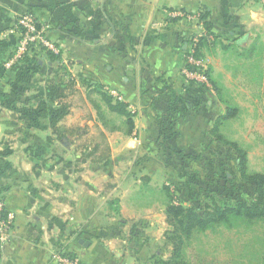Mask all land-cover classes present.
<instances>
[{"label": "crops", "instance_id": "obj_1", "mask_svg": "<svg viewBox=\"0 0 264 264\" xmlns=\"http://www.w3.org/2000/svg\"><path fill=\"white\" fill-rule=\"evenodd\" d=\"M202 6L210 13L211 32L222 44L262 47V60L258 59L263 77L264 8L257 0H0V96L7 95L0 97V200L13 216L0 264H56L51 256L57 249L75 254L81 264H138L136 260L144 258L166 230L163 214L160 234L149 217L143 226L149 231L137 227L138 219L152 214L142 200L145 187H159L153 185V177L176 175L186 181L184 170L194 166L217 180L214 173L222 159H207L220 152L221 145L210 143L207 132L224 107L208 82L189 80L184 74L190 39L205 35L184 16ZM27 11L48 27L44 36L58 49L61 66L70 73L78 68L76 73L102 85L133 114L130 136L110 131L107 165L86 158L89 148L81 151L56 140L46 121L33 126L21 111L44 101L45 84L56 80L59 70L37 51L5 67L19 40L16 22ZM215 49L223 52L218 46L210 48ZM210 50L203 52V61L214 80L218 70ZM38 58H43L42 67L21 75ZM68 118L70 114L60 125L79 138L81 132L66 124ZM73 119L85 122L82 116ZM161 123L169 137L165 147L200 155L201 160L183 162L163 148ZM227 162L236 175L234 163ZM113 199L118 201V217L107 206Z\"/></svg>", "mask_w": 264, "mask_h": 264}, {"label": "trees", "instance_id": "obj_2", "mask_svg": "<svg viewBox=\"0 0 264 264\" xmlns=\"http://www.w3.org/2000/svg\"><path fill=\"white\" fill-rule=\"evenodd\" d=\"M26 14L33 17L31 11H27ZM209 15L210 13L205 7H200L197 25L201 27L205 35H202L198 40L194 54L195 58L204 60L203 52L210 50L213 46H218L223 52L233 51L240 58H251L256 48L245 49L233 44H222L220 42L219 37L211 32L212 25L208 22ZM34 21L38 29L41 24L35 19ZM17 22V30L21 34L24 32V29ZM209 37L212 38V41L208 40ZM32 51L40 53L39 55L44 56L49 63L58 64L59 70L65 69L60 65L59 52L55 54L35 44L29 46L28 53ZM27 54L22 60L27 57ZM42 63L43 58L32 59L31 67L24 69L21 75L36 72L42 67ZM187 69L190 71L196 70L193 67H188ZM202 73L211 85L217 100L224 106V113L215 118L212 127L207 132L208 141L210 143H219L221 151L212 153L211 157L207 160L211 162L215 158H225L233 162L238 179H233L232 175L222 172L223 168L221 167L219 172L214 173V177L217 180H213L214 182L212 181L211 183H216L215 181L223 179L226 184H229V189L220 191L217 188H209L211 185H206L205 189L200 188L198 190L203 191L205 196L194 204L183 203V201L177 198L171 186L165 183L153 190L145 187V190L151 193L156 192L163 199L161 204L163 206L166 230L162 235V246L167 256L164 258L162 252L153 246L144 252V258L136 260L138 264H192V261L188 258L187 250L191 247L195 237L218 228L226 230L235 228L248 229L260 224L263 227L264 234V174L250 171L247 151L237 142L227 139L222 134L221 131L225 123L235 119L238 116L239 110L224 99L222 85L211 78L210 68L205 66ZM258 78L261 79L262 76L259 74ZM81 90L85 91L88 100L91 96L96 95L108 113L114 115L119 120V127H113L112 131H121L124 136L132 134L134 130L133 114L130 112L128 105L111 96L102 85L92 82L80 73L73 74L68 72L64 80L49 79L45 84L44 101L37 102L34 107L22 108L21 111L24 112L26 117H29V122L33 126L40 127V121H46L48 128L51 130L52 137L58 141H69L68 138L73 136L74 131L61 126L60 123L70 114V104L67 101V97ZM0 97L7 99V95H1ZM13 98L16 99L18 96L14 94ZM93 108L97 119L105 125L106 122L104 121L100 106L95 104ZM164 127L165 123H161L159 143L163 148H168L174 158L183 162L188 159L196 162L201 160L200 155L175 150L169 146L165 147L169 137L166 136ZM100 137L102 140L106 139L103 132L100 133ZM47 142L50 143L51 138H48ZM99 147V144L94 145L92 151L86 155V158L90 159L94 164L105 166L109 162L110 149L106 145L104 151L99 153ZM196 179L199 184L197 177ZM237 182L240 185L237 184L238 186L236 187L234 183ZM144 183L146 184L148 181ZM247 191H249L248 198H245L244 195L247 194ZM143 193L145 194V192ZM117 205L118 201L116 199L110 200L107 203L108 209L113 213L114 217L119 216ZM3 216H5V213H3ZM62 250L64 249H57L55 251L60 252Z\"/></svg>", "mask_w": 264, "mask_h": 264}, {"label": "rangeland", "instance_id": "obj_3", "mask_svg": "<svg viewBox=\"0 0 264 264\" xmlns=\"http://www.w3.org/2000/svg\"><path fill=\"white\" fill-rule=\"evenodd\" d=\"M257 2L264 8V4L258 0ZM16 47L17 45H15L12 51L13 54ZM255 48L254 57L249 59L240 58L233 51L221 52L218 49L210 50V57L212 65L218 70L213 77L218 84L222 85L224 99L239 110L238 116L225 123L221 132L227 139L237 142L247 151L250 171L264 174V87L261 85L264 76L260 80L258 79L259 68L262 65L260 61L262 60V47L256 46ZM259 56H261L260 60L258 59ZM76 70L78 68L73 69V74H76ZM214 72L216 71L214 70ZM67 73L68 70L64 69L61 71L56 70L54 74L56 80H64ZM258 81L260 82L258 83ZM84 92L81 90L67 97L71 113L66 124L70 125V128H74L72 126H75V131L79 130L81 133H79V138H75L76 134H73V136L68 138L69 141L63 142L65 146L69 147L73 145V148H78L81 151H86L89 148L88 152L92 151L94 145L99 144L100 153L104 151L106 145L110 149V145L113 142L110 136L113 134L110 131H112L113 127L118 128L119 122L115 117H112V114L108 113L96 95L91 96L88 100ZM95 104L100 106L104 121L106 122L105 125L97 119L93 108ZM222 107L224 106L222 105ZM76 116H82L85 122L74 121L73 118ZM101 132L105 136L109 135V137L102 140L100 137ZM227 161L225 158L221 161L222 172H227L234 177L233 179H238L237 174L235 175L234 167ZM219 165L217 162V172L220 171ZM196 172L200 177L198 179L199 184L196 179ZM207 172L203 169L198 170L193 166L184 170L186 181H180L181 179L175 175L167 179L156 176L153 177L152 182L154 186H161L164 183L169 184L172 186L179 200H182L185 204H194L205 196L203 191L198 190L200 188L205 189L206 185H211L209 188H217L220 191L229 189V184H226L223 179L215 181L216 183H211L213 181L210 176L211 173ZM118 173L124 176L131 174L132 178L139 176L138 173H133V171L123 173L122 171H118ZM237 184L240 185L238 182L234 183L236 187L238 186ZM136 189L133 188L132 191H136ZM143 191L146 197L142 200V206L144 209H149L152 214L138 219L137 227L146 230V232L149 231L143 228L144 222L148 221L149 217L155 224L154 231L158 232L156 234H160V217L163 214L161 203L163 199L156 192L151 193L145 189ZM248 194L249 191H247L244 197L248 198ZM101 202L95 203V208L99 209ZM98 221L99 219L95 220V222ZM263 235V227L260 224L248 229L235 228L226 230L218 228L214 231H208L195 237L191 247L187 250L188 258L192 261V264H264ZM149 238H153L152 235ZM154 248L160 250L164 258L167 256L162 246V240L158 241Z\"/></svg>", "mask_w": 264, "mask_h": 264}, {"label": "built area", "instance_id": "obj_4", "mask_svg": "<svg viewBox=\"0 0 264 264\" xmlns=\"http://www.w3.org/2000/svg\"><path fill=\"white\" fill-rule=\"evenodd\" d=\"M262 4H264V0H258ZM188 21L198 24V12L194 14H187L184 16ZM17 24L24 29V32L19 34V40L17 43V47L15 49L12 58L6 64V68L10 67L14 63L20 62L23 57L28 53L29 46L31 44L39 45L55 54L59 51L58 49L52 45L48 40L45 38L44 33L48 29L47 26H39L37 29L33 17L27 14H24L18 19ZM201 36L195 35L192 37L188 44L187 53L185 55L184 61L186 68L184 69V74L187 79L200 81L201 83L206 84L207 80L202 73L205 69L204 61L201 59L195 58V50L198 44V40ZM193 67L196 70L190 71L187 68ZM5 213V216H3ZM12 224H13V216L5 210L4 203L0 200V250L3 249L11 236L12 231ZM51 259L56 264H81L80 259L71 252H67L62 250L60 252L54 251Z\"/></svg>", "mask_w": 264, "mask_h": 264}, {"label": "water", "instance_id": "obj_5", "mask_svg": "<svg viewBox=\"0 0 264 264\" xmlns=\"http://www.w3.org/2000/svg\"><path fill=\"white\" fill-rule=\"evenodd\" d=\"M79 242H80V243H82V241H81V240H80Z\"/></svg>", "mask_w": 264, "mask_h": 264}]
</instances>
